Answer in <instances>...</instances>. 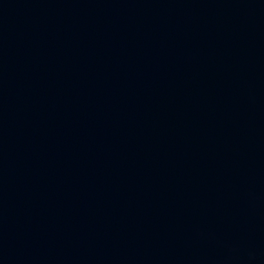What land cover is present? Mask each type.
I'll return each instance as SVG.
<instances>
[{
	"label": "water",
	"instance_id": "obj_1",
	"mask_svg": "<svg viewBox=\"0 0 264 264\" xmlns=\"http://www.w3.org/2000/svg\"><path fill=\"white\" fill-rule=\"evenodd\" d=\"M0 264H264V0H0Z\"/></svg>",
	"mask_w": 264,
	"mask_h": 264
}]
</instances>
